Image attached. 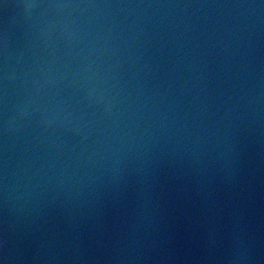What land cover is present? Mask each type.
I'll use <instances>...</instances> for the list:
<instances>
[{
	"label": "water",
	"instance_id": "1",
	"mask_svg": "<svg viewBox=\"0 0 264 264\" xmlns=\"http://www.w3.org/2000/svg\"><path fill=\"white\" fill-rule=\"evenodd\" d=\"M264 112V0H0V264H239Z\"/></svg>",
	"mask_w": 264,
	"mask_h": 264
}]
</instances>
